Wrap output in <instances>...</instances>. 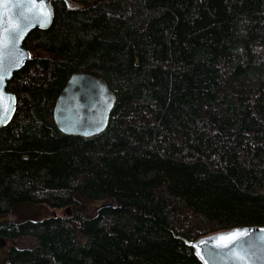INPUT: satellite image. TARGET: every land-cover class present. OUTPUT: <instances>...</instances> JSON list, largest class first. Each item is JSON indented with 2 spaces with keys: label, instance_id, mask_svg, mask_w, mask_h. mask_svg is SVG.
Returning <instances> with one entry per match:
<instances>
[{
  "label": "trees",
  "instance_id": "obj_1",
  "mask_svg": "<svg viewBox=\"0 0 264 264\" xmlns=\"http://www.w3.org/2000/svg\"><path fill=\"white\" fill-rule=\"evenodd\" d=\"M50 1L7 85L0 241L36 242L5 264H202L187 243L264 226V0ZM79 72L116 96L89 138L53 119ZM29 204L67 212L6 224Z\"/></svg>",
  "mask_w": 264,
  "mask_h": 264
},
{
  "label": "water",
  "instance_id": "obj_2",
  "mask_svg": "<svg viewBox=\"0 0 264 264\" xmlns=\"http://www.w3.org/2000/svg\"><path fill=\"white\" fill-rule=\"evenodd\" d=\"M45 12L50 16L45 18ZM53 18L50 0H0V115L4 108L11 109L0 120V129L12 120L16 110V97L7 90L8 81L31 59L24 42L34 30L50 28ZM115 103L116 96L104 79L87 72L75 73L56 99L54 123L63 134L93 137L106 130ZM109 207L116 208L117 204L112 201L99 208ZM221 236L232 239L219 240ZM187 244L202 264H264V226L238 227Z\"/></svg>",
  "mask_w": 264,
  "mask_h": 264
},
{
  "label": "rangeland",
  "instance_id": "obj_3",
  "mask_svg": "<svg viewBox=\"0 0 264 264\" xmlns=\"http://www.w3.org/2000/svg\"><path fill=\"white\" fill-rule=\"evenodd\" d=\"M39 56L44 55V53L39 52L37 53ZM85 214L93 215V212H90L89 208H85L83 210ZM67 211L64 210H56L47 205H20L13 209L12 213L10 214L9 218L10 221L14 224L22 223L26 220L32 221H42L45 219H49L52 217H62L66 215ZM36 240L30 237H21L16 241H0V264H5V255L7 249L12 246L16 245L18 248L27 247L34 245Z\"/></svg>",
  "mask_w": 264,
  "mask_h": 264
},
{
  "label": "snow or ice",
  "instance_id": "obj_4",
  "mask_svg": "<svg viewBox=\"0 0 264 264\" xmlns=\"http://www.w3.org/2000/svg\"><path fill=\"white\" fill-rule=\"evenodd\" d=\"M44 16H45V18L49 17L50 16V12H45L44 13ZM0 99H3L2 94H0ZM10 110H11L10 107L4 108L3 109V114L0 115V120L5 119L7 117V115H8V112ZM234 235H239V234H234ZM218 239L219 240H231L232 239V236H221V237H218ZM197 254H199V253H197ZM206 264H207V262H206Z\"/></svg>",
  "mask_w": 264,
  "mask_h": 264
}]
</instances>
